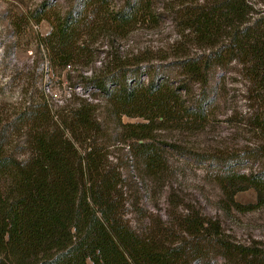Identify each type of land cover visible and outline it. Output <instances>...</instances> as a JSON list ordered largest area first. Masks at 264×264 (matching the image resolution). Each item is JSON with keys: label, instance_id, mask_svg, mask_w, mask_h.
Returning <instances> with one entry per match:
<instances>
[{"label": "trees", "instance_id": "obj_1", "mask_svg": "<svg viewBox=\"0 0 264 264\" xmlns=\"http://www.w3.org/2000/svg\"><path fill=\"white\" fill-rule=\"evenodd\" d=\"M31 1L10 21L24 49L49 72L88 71L93 91L58 108L26 100L14 113L24 159L0 129V264H264L263 241H239L198 208L128 220L121 174L98 144L113 126L138 174L161 179L178 150L171 138L215 120L210 72L232 61L248 84L249 123L263 132L264 9L250 0ZM162 14L173 25L169 41L132 46L139 27L161 33ZM104 34L117 42L113 52L96 45ZM208 158L220 163L221 210L264 206V166L245 173L234 155ZM248 189L254 202L235 200Z\"/></svg>", "mask_w": 264, "mask_h": 264}, {"label": "rangeland", "instance_id": "obj_2", "mask_svg": "<svg viewBox=\"0 0 264 264\" xmlns=\"http://www.w3.org/2000/svg\"><path fill=\"white\" fill-rule=\"evenodd\" d=\"M47 1L66 6L70 0ZM250 1L254 9H264V0ZM23 7L22 0H0V119H3L0 129L17 143L14 152L21 159L26 158L28 152L23 146V129L15 114L26 100H45L58 108L88 100L93 91L88 71L66 68L49 72L40 60L33 61L34 54L30 49H24L16 29L10 25ZM165 15L162 14L159 21L163 28L160 34L139 27L129 35L132 46L138 49L157 47L169 41L173 36V25ZM112 40L111 35L104 34L96 45L113 52L117 42L112 43ZM241 73L240 65L235 61L211 70L210 84L215 88L217 105L215 120L200 133L171 138L178 150H169L167 169L159 180L145 179L138 174L129 161L126 145L119 140L113 126L99 137L98 144L108 166L121 174L123 208L128 220L155 219L184 207H194L217 218L239 241L252 238L264 242V206L245 212L221 210V194L213 180V173L220 163L206 159L210 155H234L240 171L245 173L259 171L264 166V131L254 130L249 123L251 102L247 99L248 84ZM130 120L134 119L123 117V121ZM235 200L244 204L254 202L255 193L252 189L238 192Z\"/></svg>", "mask_w": 264, "mask_h": 264}]
</instances>
